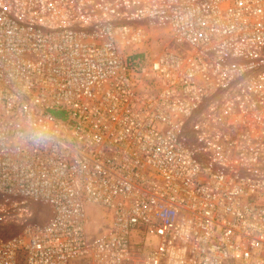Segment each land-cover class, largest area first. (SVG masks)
Masks as SVG:
<instances>
[{
  "label": "built area",
  "instance_id": "1",
  "mask_svg": "<svg viewBox=\"0 0 264 264\" xmlns=\"http://www.w3.org/2000/svg\"><path fill=\"white\" fill-rule=\"evenodd\" d=\"M74 261L264 264V0H0V264Z\"/></svg>",
  "mask_w": 264,
  "mask_h": 264
},
{
  "label": "rangeland",
  "instance_id": "2",
  "mask_svg": "<svg viewBox=\"0 0 264 264\" xmlns=\"http://www.w3.org/2000/svg\"><path fill=\"white\" fill-rule=\"evenodd\" d=\"M88 210L91 213V225L90 228L92 230V233H96L97 231H100L101 228H103L104 223H105V219L103 218V215L101 214V211L103 210L101 207L93 205V204H89L88 205ZM136 239H140L137 237H134V240ZM153 240H155V238H152ZM73 264H85L84 262H79V261H74Z\"/></svg>",
  "mask_w": 264,
  "mask_h": 264
},
{
  "label": "crops",
  "instance_id": "3",
  "mask_svg": "<svg viewBox=\"0 0 264 264\" xmlns=\"http://www.w3.org/2000/svg\"><path fill=\"white\" fill-rule=\"evenodd\" d=\"M79 262H81V261H79ZM82 262H84V261H82ZM85 263V262H84ZM73 264V263H72ZM86 264V263H85Z\"/></svg>",
  "mask_w": 264,
  "mask_h": 264
}]
</instances>
